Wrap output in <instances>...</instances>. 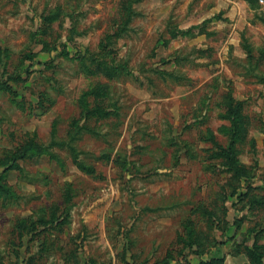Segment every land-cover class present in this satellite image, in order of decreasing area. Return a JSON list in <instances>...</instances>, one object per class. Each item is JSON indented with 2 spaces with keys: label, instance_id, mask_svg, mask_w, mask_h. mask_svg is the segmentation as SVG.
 <instances>
[{
  "label": "rangeland",
  "instance_id": "1",
  "mask_svg": "<svg viewBox=\"0 0 264 264\" xmlns=\"http://www.w3.org/2000/svg\"><path fill=\"white\" fill-rule=\"evenodd\" d=\"M263 227L264 0H0V264H258Z\"/></svg>",
  "mask_w": 264,
  "mask_h": 264
},
{
  "label": "trees",
  "instance_id": "2",
  "mask_svg": "<svg viewBox=\"0 0 264 264\" xmlns=\"http://www.w3.org/2000/svg\"><path fill=\"white\" fill-rule=\"evenodd\" d=\"M129 10V9H128ZM112 37L114 36V35H111ZM110 36V37H111ZM106 39H108V38H106ZM106 41V40H105ZM105 43V42H104ZM103 45V47H102V53H101V56H102V58H104V55H105V53L107 52V50H106V48H105V46H104V44H102ZM111 60V59H110ZM105 61H106V59H105ZM105 65V64H104ZM110 65V64H109ZM98 114H99V112H98ZM233 119H235L234 118V116H232V129H233V131H232V133H231V136H232V142H231V144H233L234 143V141H235V139H236V136H237V134H238V129L236 128V126L233 124ZM56 131H57V129H54V131H53V137L54 138H56ZM234 140V141H233ZM53 142V141H52ZM54 143H57L56 142V140L54 139ZM227 151H229L230 153H231V151H233V152H235V149H234V147L233 146H231L230 148H227L226 149ZM264 228V227H263ZM262 228V229H263ZM250 256L252 257L253 255H252V253H250ZM259 260H257V263L258 264H264V260L262 259V258H260V255H259Z\"/></svg>",
  "mask_w": 264,
  "mask_h": 264
}]
</instances>
